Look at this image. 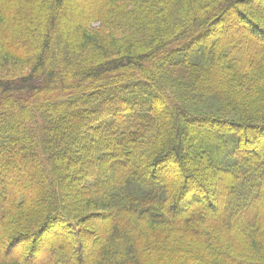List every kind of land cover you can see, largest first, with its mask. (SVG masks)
Wrapping results in <instances>:
<instances>
[{"label": "trees", "instance_id": "1", "mask_svg": "<svg viewBox=\"0 0 264 264\" xmlns=\"http://www.w3.org/2000/svg\"><path fill=\"white\" fill-rule=\"evenodd\" d=\"M70 1L0 0V264H264V0Z\"/></svg>", "mask_w": 264, "mask_h": 264}, {"label": "rangeland", "instance_id": "2", "mask_svg": "<svg viewBox=\"0 0 264 264\" xmlns=\"http://www.w3.org/2000/svg\"><path fill=\"white\" fill-rule=\"evenodd\" d=\"M83 3H84V0H71L70 3L68 4V7H69L68 10L73 12L74 11V8H73L74 5L83 4Z\"/></svg>", "mask_w": 264, "mask_h": 264}]
</instances>
